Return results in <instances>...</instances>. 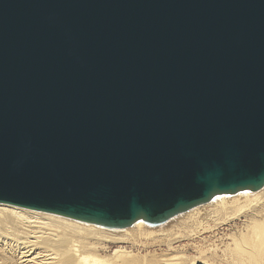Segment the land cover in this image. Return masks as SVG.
<instances>
[{"label": "water", "instance_id": "obj_1", "mask_svg": "<svg viewBox=\"0 0 264 264\" xmlns=\"http://www.w3.org/2000/svg\"><path fill=\"white\" fill-rule=\"evenodd\" d=\"M264 187V0H0V204L119 230Z\"/></svg>", "mask_w": 264, "mask_h": 264}, {"label": "bare ground", "instance_id": "obj_2", "mask_svg": "<svg viewBox=\"0 0 264 264\" xmlns=\"http://www.w3.org/2000/svg\"><path fill=\"white\" fill-rule=\"evenodd\" d=\"M183 214L178 224L184 225L189 239L199 231L210 232L207 217L216 222L243 219L242 229L231 233V247H225L221 256H208L207 249H200L201 260H189L191 264H264V187L254 193L217 196ZM141 223L139 220L132 227L112 230L0 204V264H144L121 248L109 258L99 255L103 243H124L128 233L134 234ZM157 264L170 263L160 260Z\"/></svg>", "mask_w": 264, "mask_h": 264}, {"label": "rangeland", "instance_id": "obj_3", "mask_svg": "<svg viewBox=\"0 0 264 264\" xmlns=\"http://www.w3.org/2000/svg\"><path fill=\"white\" fill-rule=\"evenodd\" d=\"M183 217L184 214L178 215L156 227H149L144 223L137 224V231L134 234L128 233L124 243H103L105 247L101 248L99 255L109 258L114 250L121 248L131 252L141 261H145L144 264H157L160 260H168L170 264H191L189 260H201L200 249H207L208 256L211 253L221 256L225 247H231V233L237 228L242 229L243 219L233 222H216L207 217L206 224L210 227V232L199 231L193 239H189L184 225L178 224L182 223L179 221ZM183 260L186 262L184 263Z\"/></svg>", "mask_w": 264, "mask_h": 264}]
</instances>
